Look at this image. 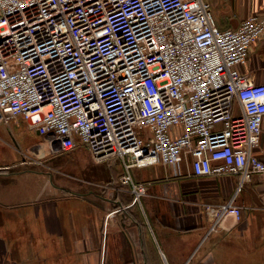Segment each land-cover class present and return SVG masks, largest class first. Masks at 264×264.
I'll return each instance as SVG.
<instances>
[{"label": "built area", "instance_id": "built-area-1", "mask_svg": "<svg viewBox=\"0 0 264 264\" xmlns=\"http://www.w3.org/2000/svg\"><path fill=\"white\" fill-rule=\"evenodd\" d=\"M210 0H0V123L42 138L38 161L83 147L115 162L139 204L131 170L184 162L193 177H237L224 203L206 204L208 233L228 216L242 184L264 182L258 147L264 83L239 71L264 34L250 16L220 29ZM119 211V210H118Z\"/></svg>", "mask_w": 264, "mask_h": 264}, {"label": "crops", "instance_id": "crops-1", "mask_svg": "<svg viewBox=\"0 0 264 264\" xmlns=\"http://www.w3.org/2000/svg\"><path fill=\"white\" fill-rule=\"evenodd\" d=\"M209 5L220 29H236L250 16L264 19V0ZM239 71L264 83V34ZM20 124L0 123V145L23 143ZM261 132L253 153L264 160V121ZM4 154L0 150V158ZM13 166L0 165V264H264V182L258 174L234 197L239 218L228 216L208 233L204 205L228 201L235 176L193 177L184 162L179 174L167 164L133 168L134 181L146 189L137 204L118 175L78 191L82 186ZM113 168L120 174L118 163Z\"/></svg>", "mask_w": 264, "mask_h": 264}, {"label": "rangeland", "instance_id": "rangeland-1", "mask_svg": "<svg viewBox=\"0 0 264 264\" xmlns=\"http://www.w3.org/2000/svg\"><path fill=\"white\" fill-rule=\"evenodd\" d=\"M21 124L19 123V126ZM22 135L24 136L23 143L15 141L9 146L0 145V150H4V157L0 158V165L12 167L19 166L26 170H39L41 173L49 175L50 178L60 181H68L71 184L80 185L76 190H81L83 187H92L97 181L117 180L119 172L113 167L118 161L105 162L96 164L89 157L88 152L80 146L75 148L73 152L67 155L51 159L50 156L35 161L36 156L29 149L31 144H37L42 140L34 131L27 129L26 125L22 126ZM109 165V166H107ZM15 167V166H13Z\"/></svg>", "mask_w": 264, "mask_h": 264}, {"label": "flooded vegetation", "instance_id": "flooded-vegetation-1", "mask_svg": "<svg viewBox=\"0 0 264 264\" xmlns=\"http://www.w3.org/2000/svg\"><path fill=\"white\" fill-rule=\"evenodd\" d=\"M32 146H33V144H31V145L29 146V149H30ZM30 150H32V148H31Z\"/></svg>", "mask_w": 264, "mask_h": 264}]
</instances>
